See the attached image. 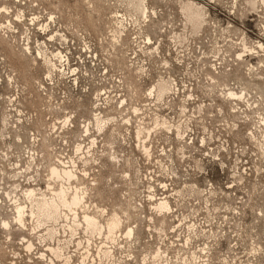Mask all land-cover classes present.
<instances>
[{"label":"rangeland","instance_id":"374dc122","mask_svg":"<svg viewBox=\"0 0 264 264\" xmlns=\"http://www.w3.org/2000/svg\"><path fill=\"white\" fill-rule=\"evenodd\" d=\"M258 40L264 4L246 0H0V264H264ZM66 167L102 237L33 230L26 191Z\"/></svg>","mask_w":264,"mask_h":264},{"label":"bare ground","instance_id":"6f19581e","mask_svg":"<svg viewBox=\"0 0 264 264\" xmlns=\"http://www.w3.org/2000/svg\"><path fill=\"white\" fill-rule=\"evenodd\" d=\"M246 1L254 9H256V7L259 6L260 4H264V0H246ZM3 9L5 11H8V9L6 7H4ZM184 9L189 12V14H190V16L192 18V21L198 22L200 20H203V18H202L203 17V12L202 11L204 10V6L203 5L196 4L194 2L188 1V2L185 3ZM3 27L4 26L1 25V28H3ZM6 27H8V26H6ZM256 48H258L257 52L258 51L264 52V41L263 40L262 41L258 40ZM244 49L246 51H251L252 50L251 48L247 49L246 44H245L243 49H242V51H241V53L244 52V55L246 53L244 51ZM238 55H239V53H238ZM238 55H237V58H239ZM240 56H242V54H240ZM255 68H257V67H255ZM162 91H164V88L162 89ZM227 97L231 98V99H235V97H238V93H236V92H234V91H232L230 89L228 94H227ZM239 97L240 98L243 97L242 93L239 95ZM93 115H94L93 119H94L95 116H97V115L99 116V114H97V113H94ZM100 118H102V117H100ZM99 124H100V122H99ZM100 130H102V129L100 128ZM94 143L95 142H93V144ZM67 167L62 169V170L57 169L58 167L57 168H51V176L50 177H52V180L54 182H57V181L59 182V187L55 189L52 184H48V186H47V188H46V190L44 192H47L49 195L48 194H43V192H41L40 189H35V188H31V189H28L26 191V193H27L26 196H27L28 200L31 203L30 204L31 208H30L29 217L33 218V222H34V220L36 221V223H35L36 225L33 226V230H36L37 228L45 226V233L41 234L39 236V239L43 237L44 239L46 238L48 240L53 241V240H55L57 238V235L60 233V228L58 226L60 225V221L63 218L62 222L65 221V224L63 226L61 224V226L64 228L65 232L70 229V232H71L70 234L76 235L78 233L77 231L80 228H84L87 233H91L92 235L93 234H97V236L102 237L103 236V232H102V229H103L102 226L103 225L98 221V219L95 217V215H92V214L89 213V211H88L89 210V205H86V203H85L86 197L84 196L85 195L84 192L82 190H80L78 187H72L73 186L72 184H74L73 181L77 178V176H76L77 174H75V171H77V170L74 171V170H71V169H67ZM77 173H79L81 175V172H77ZM50 177L48 179H50ZM85 193H87V192H85ZM7 194H8V196H10L9 193H7ZM11 199H12L11 205H12V208H13V205H14V202H15V197L13 196V197L10 198V200ZM167 203L164 202L162 204V201H161V202L158 203L159 204L158 207L160 206V208L162 207V209L165 208L166 210H169V208H168L169 206H167ZM27 208H28L27 206L19 203L16 206V209H15V212H16L15 213L16 214L15 215V223L17 225L22 226L23 228L27 227V224H26L27 222L25 220V215H27V211H26ZM6 221H9V220H6ZM12 221H13V218H12ZM12 221H10V222H12ZM106 226H107L108 230H107V233L105 234V236L107 235L105 238H107L109 240H114L115 239V232L117 230H119L120 227H121V220L117 216V214L116 215H112V217L109 218V220L106 223ZM134 227L135 226L132 225V228L134 229V233H135V228ZM5 228H7V227H5ZM131 234H132L131 229H128L127 236L130 237ZM135 234L133 235L132 238L137 240L138 236L136 235V237H135ZM78 237H79V235H78ZM119 237L120 238H122V237L125 238V235L122 234ZM89 241L90 240H88V242ZM26 242H27V248L31 251V248L33 249V245L34 244L31 241H29V240H27ZM79 242L80 241H78L75 244V247H76V245L78 246L76 248H77V250H78V252L80 254L79 250H81L82 248H79ZM60 244H62V243H60ZM88 245H91V244L89 243ZM46 249H47V251H50L54 256H56V258L65 257L64 256L65 253L63 254L64 249H63V247L61 245H59L56 248L54 246L48 245V247ZM90 250L91 249H86V250L82 251V253H86V252L90 253L91 252ZM156 251L159 252V251H161V249L159 248V249L155 250V252ZM98 252H99V250H98ZM103 253L105 254L107 252L104 251ZM66 254L65 255H66V260L67 261L65 263L69 264L70 260H71V257L69 256V253H66ZM97 255H98V253H97ZM46 256H47V254L41 253L39 258L42 259V258H44ZM83 256L87 257L86 255H83ZM79 258H80V255H79ZM49 259H50L51 262H53L52 261L53 259H51V258H49ZM145 259H146V257H145ZM81 262H82V264L85 263L83 260Z\"/></svg>","mask_w":264,"mask_h":264}]
</instances>
